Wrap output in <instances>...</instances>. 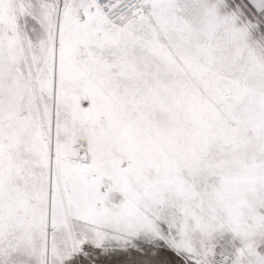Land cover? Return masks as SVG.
<instances>
[{"label":"snow or ice","instance_id":"obj_1","mask_svg":"<svg viewBox=\"0 0 264 264\" xmlns=\"http://www.w3.org/2000/svg\"><path fill=\"white\" fill-rule=\"evenodd\" d=\"M0 264H264V0H0Z\"/></svg>","mask_w":264,"mask_h":264}]
</instances>
